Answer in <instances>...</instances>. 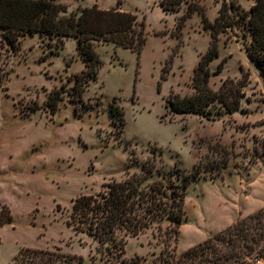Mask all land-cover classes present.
I'll return each mask as SVG.
<instances>
[{
    "label": "rangeland",
    "instance_id": "374dc122",
    "mask_svg": "<svg viewBox=\"0 0 264 264\" xmlns=\"http://www.w3.org/2000/svg\"><path fill=\"white\" fill-rule=\"evenodd\" d=\"M57 1L73 12L94 5L112 9L118 0ZM162 1H124L123 11L147 20L148 41L139 57L113 43H95L103 66L84 94L88 109L67 92L86 68L77 39L65 40L58 49L48 38L28 35L22 50L9 58L10 76L0 86V264H13L27 248L61 250L82 256L83 264H120L137 257L143 264H165L164 252L166 257L180 254L264 206V156L256 152L264 140V78L249 57L251 37L242 23L227 28L219 36L220 56L211 65L215 71L225 62L212 75L214 90L227 79L248 78L238 112L214 119L171 115L166 99L171 93H194L193 71L211 37L194 13L177 39V23L188 4L172 12ZM226 1L246 11L255 3ZM187 2L200 3L214 22L224 0ZM171 56L172 72L159 89ZM63 85L67 91L52 113L49 94ZM114 99L125 110L122 134L109 116ZM209 144L225 145V158ZM154 147L158 151L152 157ZM150 158L153 172L144 186L177 181L179 171L186 176L200 166L201 176L188 188L180 234L167 235L166 221L161 231L155 224L127 237L120 259L111 261L105 247L70 225L73 202L103 192L128 172L144 176L142 165Z\"/></svg>",
    "mask_w": 264,
    "mask_h": 264
},
{
    "label": "trees",
    "instance_id": "16d2710c",
    "mask_svg": "<svg viewBox=\"0 0 264 264\" xmlns=\"http://www.w3.org/2000/svg\"><path fill=\"white\" fill-rule=\"evenodd\" d=\"M125 0H118L112 9H101L97 5L78 8L70 12L69 5L57 0H0V86L10 72L7 70L9 58L22 50L23 40L28 35H40L48 38L60 49L65 40L75 38L78 50L86 64V68L76 76L74 85L69 88L63 85L60 89L50 92L47 105L52 113H56L67 91L72 98L83 104L84 94L92 81L97 80L103 62L97 53L95 43H113L118 47L129 49L138 57L148 41L147 20L139 15L123 11ZM188 4L185 15L177 23V39L180 38L187 19L194 13L202 17L204 28L209 32L211 42L208 50L200 56L193 71L194 93L181 96L171 93L166 99V110L171 115L197 114L207 119L234 114L242 107L245 80L223 81L219 90H214L210 81L214 73H220L225 62L212 70V62L220 56L219 36L227 28L242 23L251 37L247 47L251 61L257 66L264 78V0H255L246 11L235 2L224 0L219 15L212 22L207 10L200 3L191 5L187 0H163L162 7L166 11L177 12L184 4ZM236 14V15H235ZM174 65L171 56L161 70L160 89L162 82L168 80ZM109 116L113 123L121 128L126 125L125 110L117 99L109 107ZM167 118V114L162 120ZM264 156V140L260 142ZM210 150L217 151L224 157L228 153L225 145L209 144ZM154 155L157 148L154 147ZM225 158V157H224ZM148 159L142 165L144 176L128 172L123 181H112L105 185L106 190L96 195H81L73 202L70 225L77 232L93 237L108 252V259H120L124 252L126 238L137 236L147 229L168 222L166 234L178 236L185 220V199L188 188L197 181L200 166L194 172L178 179L166 182L157 180L144 186L148 173L153 172ZM224 166L221 167H225ZM168 253V250H166ZM166 257L165 264H257L264 260V206L254 213L246 215L222 231L208 237L204 241L190 247L186 251ZM82 256L61 252V250H39L27 248L14 260L13 264H83ZM117 264V263H115ZM120 264H143L142 259Z\"/></svg>",
    "mask_w": 264,
    "mask_h": 264
},
{
    "label": "crops",
    "instance_id": "0c3cea01",
    "mask_svg": "<svg viewBox=\"0 0 264 264\" xmlns=\"http://www.w3.org/2000/svg\"><path fill=\"white\" fill-rule=\"evenodd\" d=\"M70 39V38H69Z\"/></svg>",
    "mask_w": 264,
    "mask_h": 264
}]
</instances>
